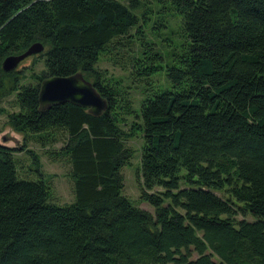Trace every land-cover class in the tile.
Returning <instances> with one entry per match:
<instances>
[{
    "label": "trees",
    "instance_id": "16d2710c",
    "mask_svg": "<svg viewBox=\"0 0 264 264\" xmlns=\"http://www.w3.org/2000/svg\"><path fill=\"white\" fill-rule=\"evenodd\" d=\"M161 31L182 40L167 59ZM37 41L29 67L2 70ZM76 72L107 100L101 116L40 110L42 80ZM6 91L24 140L0 144V264H264V0H0ZM136 137L139 202L153 212L123 193ZM31 141L68 165L72 201H50ZM17 151L36 179L19 175Z\"/></svg>",
    "mask_w": 264,
    "mask_h": 264
},
{
    "label": "rangeland",
    "instance_id": "374dc122",
    "mask_svg": "<svg viewBox=\"0 0 264 264\" xmlns=\"http://www.w3.org/2000/svg\"><path fill=\"white\" fill-rule=\"evenodd\" d=\"M177 25L178 23L175 26ZM157 36H159V38L154 36L155 41L163 37L170 42V43H167L165 41H161V43L158 42L160 51L162 52L165 59H167V54L169 50L174 48L175 45L178 46L182 41L181 37L179 36V33L168 34L161 31L160 34ZM31 64H32L31 58H27L23 60L21 63H19L17 68L22 69L23 66L29 67ZM98 65L101 68L105 69L108 75L113 76L114 78L120 80L123 84L125 83L129 84V77L127 75V71L119 68L118 66L112 65L110 61L106 60L104 55H101L99 57ZM162 65H165V62H162ZM41 67L42 64L40 62H37L36 66L32 67V71H27L26 77L31 78V76L35 75V73H39ZM160 73L163 74V71L158 72L153 78H155L157 75H160ZM158 78L161 81L163 80L162 76ZM5 93L6 94H4V96H2L3 98L1 99L5 111L2 114H0V144L10 147L13 146L20 147L24 140L22 134L16 132L6 122L7 113L13 110V108L10 106V103L14 95L13 93H10L8 91H6ZM134 94L136 96L139 95L138 89L134 91ZM1 100H0V104H1ZM128 143L134 151L130 163L123 166L121 169V173L123 175V182H124L123 193L128 198H130L134 204H137L139 207L153 212V207L150 204L144 201L139 202L140 184H139L138 173L140 169L141 138L139 137L132 138ZM60 145L61 142H57L55 143L54 147H59ZM28 147L34 150V152L37 154L39 159V165L42 171L44 172L45 176L49 180L51 186V193H52L50 201L58 204H63L72 201L74 198L72 193L73 182L69 175L68 165L65 162L63 163L61 161H53L49 159L48 155L46 154V149L38 143H34L33 141H31ZM14 158L17 160V162L18 160L20 161L18 162L20 176L29 179H36V176H38L37 175L38 172L36 171L37 168L35 163L32 161V158L29 153H26L24 151L22 152L17 151V153L14 155ZM20 172H23V174H21Z\"/></svg>",
    "mask_w": 264,
    "mask_h": 264
},
{
    "label": "water",
    "instance_id": "95a60500",
    "mask_svg": "<svg viewBox=\"0 0 264 264\" xmlns=\"http://www.w3.org/2000/svg\"><path fill=\"white\" fill-rule=\"evenodd\" d=\"M43 50L42 42H34L21 53L6 56L1 64L2 70L6 73L12 72L23 60L38 55ZM38 102L40 110L48 109L55 104L71 103L86 108L94 116H99L108 108L107 100L80 72L43 79L39 86Z\"/></svg>",
    "mask_w": 264,
    "mask_h": 264
},
{
    "label": "bare ground",
    "instance_id": "6f19581e",
    "mask_svg": "<svg viewBox=\"0 0 264 264\" xmlns=\"http://www.w3.org/2000/svg\"><path fill=\"white\" fill-rule=\"evenodd\" d=\"M44 112V111H43ZM101 116V115H100Z\"/></svg>",
    "mask_w": 264,
    "mask_h": 264
}]
</instances>
